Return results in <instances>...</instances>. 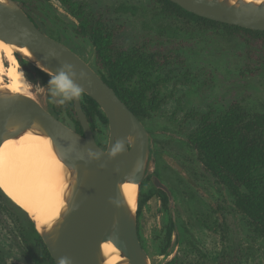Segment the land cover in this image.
Masks as SVG:
<instances>
[{
	"label": "rangeland",
	"instance_id": "1",
	"mask_svg": "<svg viewBox=\"0 0 264 264\" xmlns=\"http://www.w3.org/2000/svg\"><path fill=\"white\" fill-rule=\"evenodd\" d=\"M76 1L113 30L115 46L139 45L165 56V65L152 72L156 86L149 91L157 96L159 107L149 117H141L149 134L150 154L135 211L149 264H166L172 259L177 264H264V237L236 211L234 197L205 169L188 142L199 117L209 111L218 113L238 103L247 111L264 112V41L223 26L202 27L163 15L156 0ZM25 2L45 33L76 51L95 69L93 44L75 33L78 21L59 0ZM121 4L133 6L134 11L117 9ZM23 72L33 84L37 101L50 112L56 109L55 115L73 128L72 100L54 102L60 97L51 96L53 86L33 81L30 68ZM128 84L137 87L139 81L134 77ZM93 129L105 148L108 124L96 119ZM174 162L181 169L176 170ZM154 177L168 186L170 208L165 209L153 196L139 210V200L153 187ZM169 218L174 229L166 244ZM31 222L29 214L0 189V264H33L29 255Z\"/></svg>",
	"mask_w": 264,
	"mask_h": 264
},
{
	"label": "water",
	"instance_id": "2",
	"mask_svg": "<svg viewBox=\"0 0 264 264\" xmlns=\"http://www.w3.org/2000/svg\"><path fill=\"white\" fill-rule=\"evenodd\" d=\"M171 1L201 17L264 30V2ZM0 40L25 48L28 55L15 49V57L19 55L50 76L64 64L71 65L75 84L98 104L107 118L109 138L106 149H102L82 109L81 96L72 102L83 134L67 126L31 96L0 86V146L27 131L49 137L68 171L65 207L52 224L38 228L28 213L54 263L104 264L101 246L110 242L122 259L116 264H149L139 240L135 211L150 154L149 134L143 122L82 57L40 30L16 0H0ZM68 74L72 76L71 72ZM125 182L137 186L134 208L123 195L121 187ZM154 182L167 190L157 178Z\"/></svg>",
	"mask_w": 264,
	"mask_h": 264
},
{
	"label": "trees",
	"instance_id": "3",
	"mask_svg": "<svg viewBox=\"0 0 264 264\" xmlns=\"http://www.w3.org/2000/svg\"><path fill=\"white\" fill-rule=\"evenodd\" d=\"M18 1L21 2V7L29 18L42 30L31 13L27 11L25 0ZM156 1L163 15L183 18L202 27L223 26L228 30L253 34L264 41V30L242 28L201 17L183 9L171 0ZM59 2L78 21V25L74 28L75 33L87 37L93 44L96 62L105 71L102 79L140 120L141 117H149L160 103L155 94H149V91L156 86L152 72L158 66L165 65V56L150 52L139 45L130 48L115 46L113 39L115 33L101 17L87 11L84 4L76 0H59ZM117 9L134 11L133 6L125 4H121ZM16 58L26 72L29 68L32 70L33 81L38 80L42 85L49 84L51 76L48 73L29 64L19 55H16ZM134 77H137L139 81L137 87L128 84ZM80 96L82 109L91 120V127L93 128L96 119L108 124L98 104L84 93ZM69 108L76 116L73 102L70 103ZM56 112L55 109L51 113L56 116ZM74 122L73 129L81 133L82 128L77 116ZM188 142L198 153V159L205 169L234 197L236 211L264 237V112L247 111L238 103H232L218 113L209 111L199 117L198 125L188 136ZM153 193H157L163 207L168 208V195L159 188L144 194L139 207ZM203 223L208 229L212 228L208 222L203 221ZM31 226L30 249L34 252L30 250L29 255L33 264H55L32 222ZM166 227V244H169L174 229L171 218ZM166 264H177V262L176 259H172Z\"/></svg>",
	"mask_w": 264,
	"mask_h": 264
},
{
	"label": "bare ground",
	"instance_id": "4",
	"mask_svg": "<svg viewBox=\"0 0 264 264\" xmlns=\"http://www.w3.org/2000/svg\"><path fill=\"white\" fill-rule=\"evenodd\" d=\"M15 49L28 55L25 48L0 40V86L37 100L33 84L14 55ZM5 80L8 83L4 84ZM67 187L68 171L53 150L49 137L27 131L19 138L5 140L0 146V189L34 218L38 228L49 227L59 216L65 207ZM121 188L127 203L134 208L136 184L125 182ZM101 249L104 264L122 260L118 249L110 242H104Z\"/></svg>",
	"mask_w": 264,
	"mask_h": 264
},
{
	"label": "clouds",
	"instance_id": "5",
	"mask_svg": "<svg viewBox=\"0 0 264 264\" xmlns=\"http://www.w3.org/2000/svg\"><path fill=\"white\" fill-rule=\"evenodd\" d=\"M69 72L72 73V76L68 74ZM83 75L84 74L81 73V77H83ZM74 76L75 73L72 72V66L68 64H64L55 75L51 76L49 81L50 86H53L51 87V96L53 98L60 97L58 101L54 100V102L63 104L65 101H70L81 95L82 88L75 84L72 78Z\"/></svg>",
	"mask_w": 264,
	"mask_h": 264
},
{
	"label": "flooded vegetation",
	"instance_id": "6",
	"mask_svg": "<svg viewBox=\"0 0 264 264\" xmlns=\"http://www.w3.org/2000/svg\"><path fill=\"white\" fill-rule=\"evenodd\" d=\"M17 2H18V4L21 6V2L20 1H18V0H16ZM47 34V33H46ZM50 36V35H49ZM55 39H57V38H55ZM57 40H59V39H57ZM60 41V40H59ZM63 43V42H62ZM69 47V46H68ZM70 48V47H69ZM71 49V48H70ZM73 50V49H72ZM74 51V50H73ZM74 52H76V51H74ZM77 53V52H76ZM78 54V53H77ZM79 55V54H78ZM80 56V55H79ZM81 57V56H80ZM83 58V57H82ZM85 60V59H84ZM86 61V60H85ZM87 62V61H86ZM95 64H96V67H95V71L101 76V78H102V76H104L105 75V71H104V69L100 66V64H98L97 62H95ZM157 69V68H156ZM50 112V111H49ZM89 119V118H88ZM90 122H91V120L89 119V124H90ZM90 127H91V125H90ZM91 129H92V133H93V136H94V139H95V141H96V143L102 148V149H106V147L105 148H103L101 145H100V143H99V141L97 140V138H96V136H95V133H94V129L91 127ZM79 133V132H78ZM80 134H83V131L80 133ZM108 144V143H107ZM149 152H150V146H149ZM173 166H174V168L176 169V170H179V169H181V166L178 164V163H176V162H174V164H173ZM145 176V175H144ZM144 178V177H143ZM155 178H157L166 188H167V190H164V189H162V188H160V187H158V186H156L155 185V182H154V180H155ZM142 181H143V179H142ZM154 188H159V189H161V190H163L164 192H166V194L168 195V198H169V202H168V208H165V209H169L170 208V203H171V199H170V197H171V193H170V190H169V188H168V186L165 184V183H163L158 177H154L153 178V187L152 188H150L149 190H153ZM148 190V191H149ZM147 191V192H148ZM3 192V191H2ZM147 192H145L144 194H146ZM4 193V192H3ZM144 194H142V196H141V199L143 198V196H144ZM153 196H156L157 198H159V200H160V203H161V205H162V200H161V198H160V196L157 194V193H153L145 202H147V201H149ZM141 199L139 200V202L141 201ZM145 202H143V203H145ZM142 203V204H143ZM142 204H141V206H142ZM140 206V207H141ZM163 206V205H162ZM140 207L138 208L139 210H140ZM138 210V211H139ZM139 213H140V211H139ZM136 221H137V219H136ZM137 231H138V224H137ZM172 234V233H171ZM138 236H139V232H138ZM140 240V239H139ZM30 241V240H29ZM141 243V242H140ZM142 245V244H141ZM143 247V246H142ZM2 264V263H1Z\"/></svg>",
	"mask_w": 264,
	"mask_h": 264
}]
</instances>
